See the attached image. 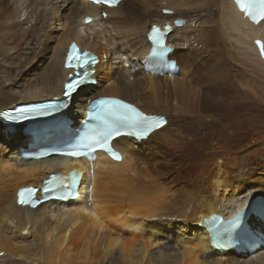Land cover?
Segmentation results:
<instances>
[{"label":"bare ground","instance_id":"6f19581e","mask_svg":"<svg viewBox=\"0 0 264 264\" xmlns=\"http://www.w3.org/2000/svg\"><path fill=\"white\" fill-rule=\"evenodd\" d=\"M102 6L87 0H0V139L5 141L0 144V264H264V241L256 242L253 252L220 247L204 225L205 216H228L255 195L264 197V155L257 162L237 150L211 149L197 175L181 179L159 167L155 152L164 146L191 152L196 142L182 121L190 116L200 125L211 117L210 78L216 70L227 75L237 66L234 70L244 71L237 77H245L248 67L253 77L264 79V20L254 23L234 0H122L103 8L107 17ZM56 22L63 30L57 35L51 28ZM168 22L166 43L175 47L178 74L137 67L133 59L151 47L152 24L163 28ZM71 40L99 57L91 74L97 82L78 87L62 114L79 123L90 100L110 95L160 114L163 122L144 139L116 138L119 159L107 151L90 160L84 155L22 159L24 142L7 148L25 133L4 123L3 112L17 103L63 96L73 71L65 66ZM16 46L20 52L10 56ZM180 47L206 59L209 70L196 76V64ZM234 54L236 65L229 59ZM255 144L254 150H264V137ZM72 170L81 175L74 196L19 202L20 188ZM41 196L39 191L36 197ZM251 224L259 228L264 219L253 217Z\"/></svg>","mask_w":264,"mask_h":264},{"label":"rangeland","instance_id":"374dc122","mask_svg":"<svg viewBox=\"0 0 264 264\" xmlns=\"http://www.w3.org/2000/svg\"><path fill=\"white\" fill-rule=\"evenodd\" d=\"M58 26L57 22L51 26L53 30L55 29L56 35L61 34V31H63L62 28H59L60 26ZM6 37L8 40L12 39L9 36ZM18 49L20 50L17 46L12 49L10 51V56L17 54V51H19ZM188 49V47H180L183 56L196 64L197 73L195 75L202 76L207 70H209L211 65L207 64L206 59H201L202 57L200 58L198 55L195 57V51L193 49ZM105 55L106 54L104 53V56ZM237 58L238 57L234 54L229 59H232V64L236 65L234 60ZM126 64L127 63L124 64L125 67L129 68L130 66H127ZM229 66L231 65L229 64ZM236 68L237 66L230 67L227 75L224 72L220 74L219 71L216 70L210 78L212 84L211 87H213V98L212 102L210 101V106H212L213 109L211 110V117L207 118L204 124L198 125L192 117L184 116V121H182L184 127L193 135L196 142L193 149H191V152L185 154L177 151L173 152L167 146L155 151L159 159V167H161L165 173L174 178L181 179L195 177L200 170L204 157L206 158L209 156L208 154L211 149L214 150V152L225 151L227 149H229V151L237 150L236 153L246 154L248 160L250 158L253 161L257 160V162L261 160L264 155V150L258 151L254 150V148L256 146L255 143L259 141V138L261 139L264 137V79H261L260 77L256 79L253 77L248 67L246 68L245 73H248L249 75L247 74L245 77H237L239 74L244 73V71L234 70ZM222 76L229 77V80L224 81L221 78L218 81L219 77ZM249 78H251V80ZM246 81L247 86L242 84V82ZM251 82L255 85H252ZM16 88L20 87L17 86ZM99 89L102 88H98L96 91ZM91 95H93L92 92L88 93L86 98ZM84 100L86 99H83L82 102ZM79 106L80 105H78V107ZM8 132L10 134H15L14 132ZM21 136L22 135L19 134L7 149L9 150L12 147L18 146L20 138H22ZM1 140L2 142L0 144L5 142L3 139H0V141Z\"/></svg>","mask_w":264,"mask_h":264},{"label":"snow or ice","instance_id":"6c2138e0","mask_svg":"<svg viewBox=\"0 0 264 264\" xmlns=\"http://www.w3.org/2000/svg\"><path fill=\"white\" fill-rule=\"evenodd\" d=\"M93 2L111 4L113 0H93ZM235 3L254 23H259L261 20H264V0H235ZM156 43L158 48H164L163 42L159 39L156 40ZM257 43L260 42L258 41ZM76 52L77 49L73 46L71 52L68 54L66 66L78 69L86 68L88 65L87 57L85 56L81 59L80 56L76 55ZM261 52L264 53V44L261 45ZM81 75L86 76L87 72H81ZM79 82L80 81H77V83ZM67 87L70 94L74 85L69 82ZM97 103L102 106V118L111 131H108L100 139L95 140L94 143L84 145L85 150L94 149L96 145H101L111 152L112 149L107 147V142L112 137L113 132L119 134L123 131L127 136H133L136 139H144L153 127L159 123V121H155L154 118L144 115V113L138 111L132 105L127 104L122 100L103 99ZM68 154L79 156L85 154V152L74 150ZM112 154L114 158H120L115 152ZM24 197L25 193L21 192L20 203H25ZM33 206L35 205L33 204Z\"/></svg>","mask_w":264,"mask_h":264},{"label":"water","instance_id":"95a60500","mask_svg":"<svg viewBox=\"0 0 264 264\" xmlns=\"http://www.w3.org/2000/svg\"><path fill=\"white\" fill-rule=\"evenodd\" d=\"M181 22H182L181 19H177V20H176V23H181Z\"/></svg>","mask_w":264,"mask_h":264},{"label":"flooded vegetation","instance_id":"af4514ba","mask_svg":"<svg viewBox=\"0 0 264 264\" xmlns=\"http://www.w3.org/2000/svg\"><path fill=\"white\" fill-rule=\"evenodd\" d=\"M77 117V116H76Z\"/></svg>","mask_w":264,"mask_h":264}]
</instances>
